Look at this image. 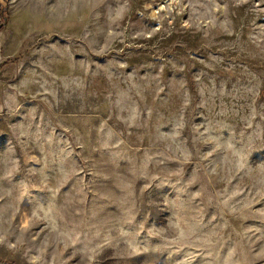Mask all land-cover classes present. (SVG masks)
Listing matches in <instances>:
<instances>
[{"label":"rangeland","instance_id":"1","mask_svg":"<svg viewBox=\"0 0 264 264\" xmlns=\"http://www.w3.org/2000/svg\"><path fill=\"white\" fill-rule=\"evenodd\" d=\"M0 264H264V0H0Z\"/></svg>","mask_w":264,"mask_h":264},{"label":"water","instance_id":"2","mask_svg":"<svg viewBox=\"0 0 264 264\" xmlns=\"http://www.w3.org/2000/svg\"><path fill=\"white\" fill-rule=\"evenodd\" d=\"M7 22V21H6Z\"/></svg>","mask_w":264,"mask_h":264}]
</instances>
